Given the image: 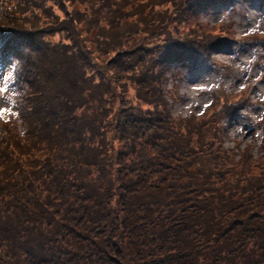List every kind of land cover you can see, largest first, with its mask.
I'll list each match as a JSON object with an SVG mask.
<instances>
[{"label":"trees","instance_id":"obj_1","mask_svg":"<svg viewBox=\"0 0 264 264\" xmlns=\"http://www.w3.org/2000/svg\"><path fill=\"white\" fill-rule=\"evenodd\" d=\"M46 1L0 0L26 126L0 117V264H264V141L220 147L213 119L175 120L161 86L216 36L181 31L155 0L63 17Z\"/></svg>","mask_w":264,"mask_h":264},{"label":"rangeland","instance_id":"obj_2","mask_svg":"<svg viewBox=\"0 0 264 264\" xmlns=\"http://www.w3.org/2000/svg\"><path fill=\"white\" fill-rule=\"evenodd\" d=\"M155 1L159 2L158 11L166 17L179 15L172 23L181 31H205L216 36V43L206 56L186 65L176 62L164 69L161 86L168 113L175 120L191 115L199 120L213 119L208 125L215 131L220 147L237 151L251 142L258 148L264 141V0H232L203 6H192L190 0ZM46 2L63 17L82 0ZM45 30L48 32L39 35V39L46 43L64 37L63 32ZM16 62V57L7 54L0 59V117L11 118L20 132L26 126L11 95ZM1 162L0 157V166Z\"/></svg>","mask_w":264,"mask_h":264}]
</instances>
